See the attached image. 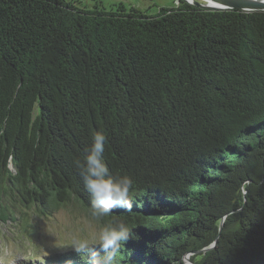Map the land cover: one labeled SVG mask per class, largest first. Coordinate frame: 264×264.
<instances>
[{"label": "trees", "instance_id": "obj_1", "mask_svg": "<svg viewBox=\"0 0 264 264\" xmlns=\"http://www.w3.org/2000/svg\"><path fill=\"white\" fill-rule=\"evenodd\" d=\"M73 205L144 220L44 264H264V11L0 0V217Z\"/></svg>", "mask_w": 264, "mask_h": 264}, {"label": "rangeland", "instance_id": "obj_2", "mask_svg": "<svg viewBox=\"0 0 264 264\" xmlns=\"http://www.w3.org/2000/svg\"><path fill=\"white\" fill-rule=\"evenodd\" d=\"M88 10H116L121 4L126 9L136 8L156 16L161 8H175L181 0H67ZM93 218V217H92ZM133 219V222L131 220ZM144 218L106 216L99 228L83 206L62 208L52 215L23 209L14 210L11 216L0 217V264H44L57 256L78 252L89 243L102 244L110 236L124 237L143 223ZM107 242V241H106ZM93 245V244H92ZM63 258V257H60ZM186 263L192 264L189 256Z\"/></svg>", "mask_w": 264, "mask_h": 264}, {"label": "water", "instance_id": "obj_3", "mask_svg": "<svg viewBox=\"0 0 264 264\" xmlns=\"http://www.w3.org/2000/svg\"><path fill=\"white\" fill-rule=\"evenodd\" d=\"M199 9L239 10L246 12L264 11V2L257 0H181ZM106 215H110L108 212Z\"/></svg>", "mask_w": 264, "mask_h": 264}, {"label": "bare ground", "instance_id": "obj_4", "mask_svg": "<svg viewBox=\"0 0 264 264\" xmlns=\"http://www.w3.org/2000/svg\"><path fill=\"white\" fill-rule=\"evenodd\" d=\"M191 1H193V0H191ZM209 1H211V3H215V2H213L212 0H209ZM257 1H262V2H264V0H257ZM216 4V3H215Z\"/></svg>", "mask_w": 264, "mask_h": 264}]
</instances>
